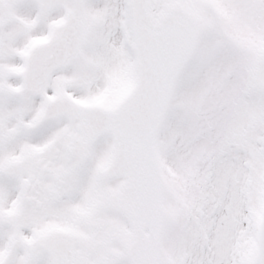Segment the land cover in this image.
Segmentation results:
<instances>
[{
	"label": "snow or ice",
	"instance_id": "obj_1",
	"mask_svg": "<svg viewBox=\"0 0 264 264\" xmlns=\"http://www.w3.org/2000/svg\"><path fill=\"white\" fill-rule=\"evenodd\" d=\"M0 264H264V0H0Z\"/></svg>",
	"mask_w": 264,
	"mask_h": 264
}]
</instances>
